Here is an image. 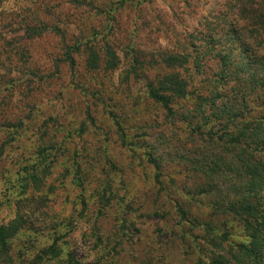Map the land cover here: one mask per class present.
<instances>
[{"label": "rangeland", "instance_id": "obj_1", "mask_svg": "<svg viewBox=\"0 0 264 264\" xmlns=\"http://www.w3.org/2000/svg\"><path fill=\"white\" fill-rule=\"evenodd\" d=\"M236 1L0 0V226L16 230L7 248L0 246V264H33L53 244L59 254L48 250L45 264L65 262L71 252L87 264H195L197 254L186 256L185 243L200 245L203 229L195 230L196 243L181 239L175 205L158 198L147 154L160 160L165 184L175 188L191 220H213V194L199 188L204 181L197 172L213 162V145L192 132L205 122L195 116L197 99H208V131L216 91L248 94L254 108L257 81L249 74L213 87L221 71L218 53L233 47L237 58L244 42L255 58L264 50L256 34L231 44L227 23L235 19ZM106 36L119 58L115 69L106 71L98 49L100 68L89 70L87 55L78 54L73 75L66 44L89 37L104 50ZM171 55L188 63L169 68L164 58ZM172 73L188 85V95L172 102L173 116L146 89L148 80ZM42 150L49 159L37 174L29 169L23 191L26 169L40 163Z\"/></svg>", "mask_w": 264, "mask_h": 264}, {"label": "trees", "instance_id": "obj_2", "mask_svg": "<svg viewBox=\"0 0 264 264\" xmlns=\"http://www.w3.org/2000/svg\"><path fill=\"white\" fill-rule=\"evenodd\" d=\"M231 9L237 19L236 22L234 19L227 23L230 26L227 33H230L232 45L244 40L243 37L252 39L255 34L264 38V0H237ZM50 30H56V33L64 37L58 26H51ZM44 31L46 30H31L27 34L30 38L29 35L32 37L41 35ZM103 42L106 44L104 50L102 47L97 48L95 40L89 37L77 39L74 45L65 43L64 59L73 75H77L75 56L78 54L87 55L86 65L89 70L97 71L100 68L102 59L98 49L106 57V71L115 69L119 58L113 51V47L109 45L108 36ZM243 45V53L237 58L234 53L236 49L233 47H230L229 52L225 54L222 51L218 53L221 57L219 60L221 71L215 76L217 78L213 87H218L223 81L226 85L232 82L230 79L238 81L240 78L238 76H242L243 73L249 74L257 81L254 83V90L252 89L256 94L253 100L255 102H252L254 108H248V94L238 91L232 95H225L216 91L211 100L213 102V113L211 114L213 131L206 130V121L211 117L205 116V105L208 99L202 96L197 99L199 103L194 113L195 116L202 115L205 122L201 124L202 126L191 127L192 132L213 145V162L204 165L201 163L200 168L197 169L204 181L201 186H205L199 188L204 187L207 195L213 194V220L211 219L210 222L191 220L190 213L187 208H184L185 205L181 204L180 198L174 196L175 188H170L165 184L164 168L160 160L152 153L147 154L148 163L154 170L158 198L164 197L175 205L174 210L178 218L177 226L182 234L181 239L184 241L192 239L196 243L199 237L194 236L195 230L203 229L204 237L200 239V245L192 246L191 243H185L187 245L186 256L197 254L195 264H264V50L262 56L255 58L252 54V45L246 42ZM129 53L135 62L134 68L137 67L136 70H138L140 64L135 48L130 47ZM164 63L169 68H175L187 64L188 60L181 62L177 56L171 55L164 58ZM136 70H133V73L138 75ZM250 81L253 83L252 79ZM250 81L249 84H251ZM146 89L149 97L171 116L175 114L172 107L173 100L182 99L188 95L187 82L176 73L166 74L155 82L148 80ZM85 93L89 94L86 90ZM97 95H99L98 100L103 102L101 95L99 93ZM86 115L94 123L90 110ZM110 116L121 129L118 117L113 112H110ZM122 139L124 140V137ZM46 153L42 150L39 153L42 158L40 163L27 167L21 183L23 191L31 177L29 169L36 173V168L48 161ZM169 179L173 185L174 178L169 176ZM180 193L183 195L184 192L180 191ZM185 194L187 199L191 195L190 191ZM15 233L16 230L12 233L5 226H0L2 250L7 248V239ZM48 250L55 257L59 254L56 244ZM48 250L41 251L42 257L39 256L33 264H45L44 257L49 254ZM57 264L87 263L78 260L71 252L68 253L65 262H57Z\"/></svg>", "mask_w": 264, "mask_h": 264}]
</instances>
